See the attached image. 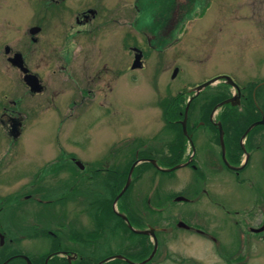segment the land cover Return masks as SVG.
Masks as SVG:
<instances>
[{
  "label": "flooded vegetation",
  "instance_id": "flooded-vegetation-1",
  "mask_svg": "<svg viewBox=\"0 0 264 264\" xmlns=\"http://www.w3.org/2000/svg\"><path fill=\"white\" fill-rule=\"evenodd\" d=\"M195 1L198 0H132L121 10L120 0H0V9L20 7L31 11L27 35L35 54L34 68L29 69L23 52L7 43L0 51V66L18 72L23 89L19 95L20 90L10 89L0 96V181H19L15 193L0 197V264H206L181 252L168 251V246L179 238L176 231L183 239H199L198 255L210 253L209 264L215 260L221 264H248V253L264 247V159L253 134L254 128L263 125L246 134H237L233 128L227 133L222 129V149L214 126L219 123L222 127L220 113L224 107L241 111V102L248 95L255 107L252 113L264 120L255 102V91L264 86V80L235 89L225 83L223 75L212 76L206 87L214 88V92L206 100L203 98L196 113L187 107L185 134H173L166 128L165 138L117 135L113 139L117 147L109 150L107 160L102 154L93 160L85 155L83 147L77 154L70 147H61L57 132L53 134L52 147L43 149L42 156L48 158L40 163H28L22 158L30 151L22 142L24 122L31 112L22 101L24 95L27 99L43 97L35 102L33 112L51 105L60 114L64 107L53 105L48 92L52 94L60 86L59 90L70 89L74 98L65 106L63 115L64 120L69 119L73 110L86 104L92 92L104 87L110 92L115 89L121 52L130 55L131 62L140 56L138 69H145L148 55H178L175 50L167 51L183 39L184 22ZM45 31L49 36L43 40ZM58 34L62 47L55 41ZM88 55L111 57H92L96 64L86 73ZM51 64L55 67L52 75L61 76L57 86L39 73L41 66ZM23 69L36 79L38 93L29 92L23 82ZM201 91L187 94L185 103L194 102ZM257 94L264 96L262 91ZM216 96L219 100L212 107L215 110L206 114L202 108ZM233 96H238V105L217 106ZM184 108L185 105L183 111ZM162 109L170 114L167 103ZM183 111L180 118L170 115L169 123L180 126ZM206 125L216 132L214 144L203 130ZM64 141H70L69 137ZM14 145L18 147L12 148ZM213 146L218 150L216 156ZM12 151L20 155L21 163L8 172V164L1 162ZM110 156L115 159L106 166ZM119 156L123 160L119 161ZM133 158L153 159L163 169L179 165L189 169L191 177L181 180L186 184L178 191L169 189L177 181L168 178L164 180L173 182L151 180L150 190H138L136 194L134 187L147 174L144 171L137 175L133 170L126 189L117 196L123 186L119 185L121 179L122 184L127 180V162ZM151 169L160 173L153 166ZM219 171L231 175L233 180L218 177ZM227 183L234 184L237 190H247L249 196H240L237 201L221 196L215 189L228 186Z\"/></svg>",
  "mask_w": 264,
  "mask_h": 264
},
{
  "label": "rangeland",
  "instance_id": "rangeland-1",
  "mask_svg": "<svg viewBox=\"0 0 264 264\" xmlns=\"http://www.w3.org/2000/svg\"><path fill=\"white\" fill-rule=\"evenodd\" d=\"M131 1L120 0L121 10L125 4L129 6ZM192 6L193 11L184 22L185 33L183 39L177 45L178 48L176 46V48L167 51L168 53L175 50L174 53L178 55H148L145 69H134L131 71L128 68L131 56L121 52V55H118L119 81L115 89L110 92L104 87L100 92H92L88 95L86 104H83L82 108L73 110L69 119L64 120L63 115L65 114V106L74 98L70 89L61 88L59 90L62 87L60 86L55 88L52 94L48 92L49 96L51 95L52 97L53 105L59 104L64 107L59 110L60 114L54 112L51 105L46 108H38L36 112H33L35 102H38L43 97L27 99L26 95H24L22 101L24 100V104L31 112L27 115L24 122V139L22 142L23 144L25 143L26 148L30 149V151L22 155L23 161L40 163L44 158H48L42 156L44 155L43 149L52 147L54 132L58 134V142L61 147H70L72 153L77 154L79 148L83 147L86 150L85 155L91 156L93 160L99 158L100 154H102L104 160H107L106 156L109 150L112 147H117V145H113L117 135L125 136L129 133L131 136L128 137H135L136 139L154 138L156 136L165 138L164 132H168L166 128L173 134L174 132L178 133L173 131L174 126L179 132H182L179 125H172L173 122L169 123L172 118L167 112H163L162 109L166 105L167 99L176 96L178 92H186L187 89L189 90L205 83L215 75H223L229 78L238 88L246 87V85L258 80H264V0H198ZM31 16L30 10L21 9L20 7L17 9L1 7L0 9V51H2V45L7 43L12 49L23 52L29 69L34 68L33 62L35 59V54L32 52L33 47H31L27 35L28 20L31 19ZM43 35L44 40L45 36H49L48 31H45ZM60 36L58 34L55 41L62 47L63 44L59 42ZM20 38L23 40H18ZM20 41L23 42L22 45H19ZM44 52L48 53L46 48ZM97 56L88 55L85 62L86 73H89L91 67H94L93 64H96L92 57L96 59L111 57V55ZM4 67L1 64L0 96L10 89L13 92L20 90L19 95L23 89H20L18 72L10 68L4 69ZM52 67L53 64L46 68L41 66L39 73L46 76L48 80L57 86L61 83V76L52 75ZM174 67L177 68V72L172 77ZM103 78L106 79L105 76ZM15 84L16 86H14ZM213 89L204 87L203 91L198 95L197 101L194 100V102L188 103V110L191 113H196L199 104L204 101L203 98L205 99L208 94L213 93ZM36 93L38 92L33 94ZM93 94L94 96H92ZM184 95L186 100L187 94ZM97 101H100L98 106ZM19 102H21V99H19ZM257 103L259 104L258 101ZM186 104L187 101L185 106ZM202 110L204 111L205 107ZM242 124L245 125L244 123ZM216 125L214 126L216 127ZM249 125H245L244 129L240 130V134ZM236 126L240 129V123ZM220 128L221 131L225 128L227 133L230 126L223 122ZM203 130L210 134L214 144L215 130L209 125H206ZM198 131H202V128ZM253 134L258 138L260 152L258 154L264 159V127L258 126L254 128ZM65 137L70 139L66 144L64 141ZM168 137L170 138L171 136ZM174 137L176 136L173 135ZM16 147L18 145L12 146V148ZM152 152L155 153V151ZM213 153L215 156L218 155V150L214 146ZM19 156L12 151L4 157L1 163L8 164V172L17 169V165L21 163ZM86 158L88 157L86 156ZM155 158L158 157L155 156ZM112 159H115V157L110 156L106 166L111 165ZM118 159L119 161L123 160L122 156H119ZM158 159V163L161 164ZM129 161L126 166L128 170L138 160L133 158V161L130 162L131 164ZM100 163H102L101 160ZM124 164H126V161ZM147 164L149 168H147ZM150 165V163L141 161L133 167L134 173L137 175L139 172L144 171L147 174L142 183L139 185L135 183L137 185L134 187L136 194H139L138 190H146L145 192L150 190L151 180L159 183L168 178H173L174 182L177 181V183L170 184L169 189L178 191L186 184L181 180L191 177L190 170L186 168H176L169 170V172L174 171L172 174L160 175V173L167 171H158L160 173H156L151 169L152 165ZM155 165L157 164L155 163ZM217 174L218 177L224 176L225 180H233L231 175L223 171H219ZM137 175L136 179L139 178ZM169 180L164 181L168 183ZM169 182L172 183L173 181ZM122 183L123 178L119 184L120 186L123 185V188L125 183ZM18 185L19 181H0V197L12 195L16 192ZM227 185L220 188L217 187L215 190L221 196H227L233 201H237L240 196H249L247 190L243 188L237 190L234 184L230 186L227 183ZM178 208H181V206ZM176 233L179 234V238L174 242L172 241L173 243L167 248L168 251L170 250L173 254L181 252L185 256L189 255L200 262L205 261L206 264H209L210 253H205L204 256L198 255L201 243L199 239L193 237L183 239L179 231H176ZM202 244L203 247H206L205 243ZM167 264L172 263L168 261ZM212 264L221 263L215 260ZM248 264H264V247L259 251L248 253Z\"/></svg>",
  "mask_w": 264,
  "mask_h": 264
},
{
  "label": "trees",
  "instance_id": "trees-1",
  "mask_svg": "<svg viewBox=\"0 0 264 264\" xmlns=\"http://www.w3.org/2000/svg\"><path fill=\"white\" fill-rule=\"evenodd\" d=\"M259 89L260 91L264 92V86L260 87ZM259 89L255 91L256 93L255 102H256V106L264 114V96L257 94L258 92H260ZM184 94L186 93H178L176 96L168 99L167 109L170 112L169 115H172L174 118L175 117L180 118L179 114L182 113L183 111V107L185 105ZM210 100L211 101H209V103L205 107L206 114L209 113V111L212 109L215 103L218 102L219 98L216 96L215 98H211ZM257 101L259 102V104L257 103ZM251 104L252 103L248 95L246 100L241 102V108H242L241 111H238V108L235 107L233 108L229 106L224 107L220 113L222 124L223 122H225L227 126H230V130L233 128V130L236 131L237 134H240L241 132L240 130L244 129L245 125L251 124L252 122L258 120V113L256 112L254 114L252 113V111H254V107H252ZM238 123H240V127H239L240 129H238L236 126ZM242 123H244L245 125H243ZM172 125H174V123ZM175 129L177 128L174 126L173 131L180 133L178 129H177L178 131Z\"/></svg>",
  "mask_w": 264,
  "mask_h": 264
},
{
  "label": "water",
  "instance_id": "water-1",
  "mask_svg": "<svg viewBox=\"0 0 264 264\" xmlns=\"http://www.w3.org/2000/svg\"><path fill=\"white\" fill-rule=\"evenodd\" d=\"M139 59H140V56H135L134 59H133V62L131 63V66H130V69L133 70V69H137L140 67V63H139ZM16 67H19L21 68L20 64H16ZM23 74H25V70L23 69L22 70ZM176 70L173 71V74H172V77L174 76ZM222 78L225 80V83L227 85H230L231 87L237 89V87L231 82V80L225 76H222ZM23 82L24 84L29 88L30 92L31 93H35V92H39V89L40 87L37 85V81L36 79L33 77V76H29V75H24L23 76ZM210 82H207V83H204L196 88H194L192 91L196 94L198 93L199 91H201L204 87H206ZM226 103H229L231 106H236L238 105V96H233L231 99L227 100V101H224L222 103H220L219 105L217 106H220L222 104H226ZM187 107H188V103L186 104L185 108H184V111H183V117H182V121L180 122V126H181V130H182V133L185 134V117H186V112H187ZM216 108V107H215ZM215 108L212 109V113L213 111L215 110ZM257 125H263L264 126V120L261 118L259 121L257 122H254L252 123L251 125H249L247 127V129L245 130L244 134H246L248 131H250L253 127L257 126ZM217 127V131H218V136H219V143H220V147L222 149V142H221V138H222V132H221V128H220V125L217 124L216 125ZM147 162V163H150L157 171H169V170H173V169H176V168H180L181 166H176V167H173L172 169H167V170H163V169H160L157 165H155V162L153 160H150V159H145V160H138L136 162H134L130 169L128 170V173H127V180L125 182V185L124 187L121 189L120 193L117 195V196H120L124 190L126 189L128 183H129V178H130V174L133 170V167L138 163V162ZM136 233H143V232H138L136 231Z\"/></svg>",
  "mask_w": 264,
  "mask_h": 264
}]
</instances>
